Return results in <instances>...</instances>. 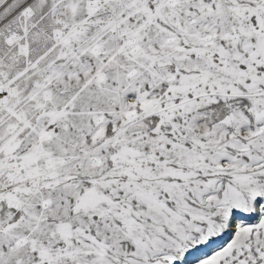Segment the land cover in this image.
Here are the masks:
<instances>
[{"label": "snow or ice", "instance_id": "snow-or-ice-1", "mask_svg": "<svg viewBox=\"0 0 264 264\" xmlns=\"http://www.w3.org/2000/svg\"><path fill=\"white\" fill-rule=\"evenodd\" d=\"M0 264H264V0H0Z\"/></svg>", "mask_w": 264, "mask_h": 264}, {"label": "rangeland", "instance_id": "rangeland-1", "mask_svg": "<svg viewBox=\"0 0 264 264\" xmlns=\"http://www.w3.org/2000/svg\"><path fill=\"white\" fill-rule=\"evenodd\" d=\"M201 251H207V250H201ZM200 254H201L200 251H198V252H196V253H193V254L189 257V259L191 260V259H193L195 256H198V255H200Z\"/></svg>", "mask_w": 264, "mask_h": 264}]
</instances>
